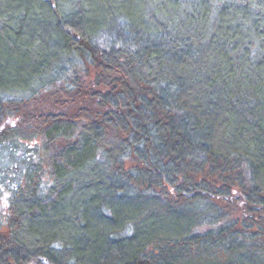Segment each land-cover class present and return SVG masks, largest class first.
<instances>
[{
    "label": "trees",
    "instance_id": "16d2710c",
    "mask_svg": "<svg viewBox=\"0 0 264 264\" xmlns=\"http://www.w3.org/2000/svg\"><path fill=\"white\" fill-rule=\"evenodd\" d=\"M1 148L0 264H264V0H0Z\"/></svg>",
    "mask_w": 264,
    "mask_h": 264
},
{
    "label": "rangeland",
    "instance_id": "374dc122",
    "mask_svg": "<svg viewBox=\"0 0 264 264\" xmlns=\"http://www.w3.org/2000/svg\"><path fill=\"white\" fill-rule=\"evenodd\" d=\"M76 71L77 72L72 76V80L76 79V81H74L76 88H78L82 82L85 90H81L80 93L73 92L71 94L72 97L53 98L51 95L48 96V94L43 93L39 96V101L32 100L24 107H21L20 113L23 116L32 115L33 119H30L32 123L34 120H37L40 113H50L51 111L57 113L58 111L73 112L79 107L88 106L89 104L91 105L90 96L87 97L86 90H91L87 86H92L91 81L93 78V69L86 65L78 67ZM55 104H57V106ZM21 121L22 116L19 114L8 118L6 123L17 126L18 124L21 125L24 122ZM20 155L21 153L19 151L15 154H11L7 148L0 149V228L2 230L6 229L7 213L9 211L12 197L15 195L18 187L22 186L24 178L23 174L25 164L24 162L22 163L19 161ZM220 204L229 205V209L224 206L223 207L227 212L232 213L233 216L239 218L242 213V205L239 206L240 203L235 199H229L228 201H223Z\"/></svg>",
    "mask_w": 264,
    "mask_h": 264
}]
</instances>
